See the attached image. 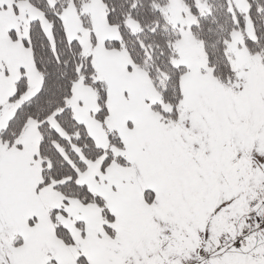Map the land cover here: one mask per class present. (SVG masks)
<instances>
[{"label": "snow or ice", "instance_id": "snow-or-ice-1", "mask_svg": "<svg viewBox=\"0 0 264 264\" xmlns=\"http://www.w3.org/2000/svg\"><path fill=\"white\" fill-rule=\"evenodd\" d=\"M0 264H264V0H0Z\"/></svg>", "mask_w": 264, "mask_h": 264}]
</instances>
